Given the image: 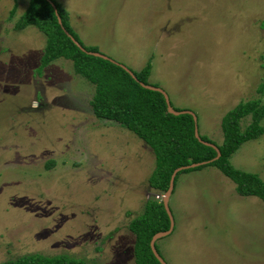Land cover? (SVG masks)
Wrapping results in <instances>:
<instances>
[{"label":"rangeland","instance_id":"1","mask_svg":"<svg viewBox=\"0 0 264 264\" xmlns=\"http://www.w3.org/2000/svg\"><path fill=\"white\" fill-rule=\"evenodd\" d=\"M56 1L84 45L133 71L148 61V82L214 142L227 110L264 103V0ZM26 4L0 0V262L37 252L134 264L128 222L162 199L148 182L153 153L92 114L93 85L69 60L37 72L44 36L12 27ZM230 161L264 182V133ZM169 206L174 229L156 242L167 264H264V206L217 169L180 174Z\"/></svg>","mask_w":264,"mask_h":264},{"label":"trees","instance_id":"2","mask_svg":"<svg viewBox=\"0 0 264 264\" xmlns=\"http://www.w3.org/2000/svg\"><path fill=\"white\" fill-rule=\"evenodd\" d=\"M14 11L15 4L9 12V17ZM29 26L44 36L37 72L40 73L44 66L57 58L69 60L73 72L93 85V94L89 100L92 114L98 119L119 123L151 149L154 167L148 182L156 193L165 192L175 168L207 161L205 164L178 171L174 177L173 191L180 174L210 166L234 184V190L238 195L257 197L264 206V182L261 178L256 173L235 167L230 161L233 153L243 143L257 139L264 133L261 122L264 118V103H261L260 96L239 101L223 114L220 120L222 133L220 143L199 134L201 140L213 143L217 147L219 156L214 159L215 150L195 138L192 116L188 113L178 115L169 113L160 92L147 89L138 83L140 81L157 86L147 80L150 71L148 61L138 71L129 68L135 80L119 65L89 54V51H99L96 46H86L81 42L70 26L67 11L56 0H27L23 12L12 27L14 30H22ZM261 26L264 27V22ZM263 89L264 76L256 92L261 95ZM170 105L174 110L186 109L174 107L171 102ZM245 116L249 117V122L241 127L240 121ZM51 164L50 160L45 165L48 168ZM127 227L134 236L132 248L134 264H160L150 249L149 241L153 234L169 227V219L161 200L130 219ZM156 242L155 248L159 253ZM0 264L91 263L65 253L45 255L35 252L2 261Z\"/></svg>","mask_w":264,"mask_h":264},{"label":"water","instance_id":"3","mask_svg":"<svg viewBox=\"0 0 264 264\" xmlns=\"http://www.w3.org/2000/svg\"><path fill=\"white\" fill-rule=\"evenodd\" d=\"M53 6V5H52ZM54 7V6H53ZM58 22L60 23V20H58ZM65 31V30H64ZM65 33L67 34V32L65 31ZM69 35V34H68ZM72 41L82 50H84L82 48V46L77 42L75 41L73 38H71ZM89 54L91 55H94V56H97V57H100V58H103V59H107V60H110L111 62L119 65L122 69H124L133 79L136 80L135 76L133 75L132 71L125 65L121 64V63H118L110 58H108L107 56H105L104 54L100 53V52H92V51H89L88 52ZM138 83L147 88V89H150V90H154V91H158L160 92L163 97H164V101H165V104H166V109L169 113H172L174 115H178V114H181V113H188L192 116L193 118V121H194V136L196 139H198L201 143L205 144V145H208L210 147H212L215 152H216V156L214 157V159L218 158L219 156V151L217 149V147L213 144V143H210V142H207V141H204V140H201L200 137H199V132H198V127H197V118H196V115L193 111L189 110V109H184V110H174L173 107L170 105V101H169V98L167 96V94L165 93V91L158 87V86H152V85H149V84H144L140 81H138ZM207 163V161H203V162H197V163H191V164H188V165H184V166H180V167H177L175 168L171 175H170V178H169V181H168V187L167 189L165 190V192L162 194V199H161V202H162V205L164 207V210L168 216V219H169V227L168 229L164 230V231H159V232H156L155 234L152 235L150 241H149V246H150V249L153 253V255L155 256V258L159 261L160 264H167L165 262V260L163 259V257L157 252L156 248H155V242L160 239V238H163V237H166L167 235H169L173 228H174V218H173V214H172V211H171V208L169 206V199H170V196L173 192V188H174V177L176 175V173L180 170H184V169H188V168H193V167H196L200 164H205Z\"/></svg>","mask_w":264,"mask_h":264},{"label":"built area","instance_id":"4","mask_svg":"<svg viewBox=\"0 0 264 264\" xmlns=\"http://www.w3.org/2000/svg\"><path fill=\"white\" fill-rule=\"evenodd\" d=\"M158 197V196H157Z\"/></svg>","mask_w":264,"mask_h":264},{"label":"clouds","instance_id":"5","mask_svg":"<svg viewBox=\"0 0 264 264\" xmlns=\"http://www.w3.org/2000/svg\"><path fill=\"white\" fill-rule=\"evenodd\" d=\"M157 197V196H156Z\"/></svg>","mask_w":264,"mask_h":264}]
</instances>
